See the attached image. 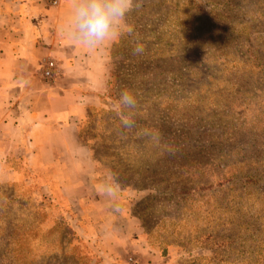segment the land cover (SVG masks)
Instances as JSON below:
<instances>
[{"label":"rangeland","instance_id":"obj_1","mask_svg":"<svg viewBox=\"0 0 264 264\" xmlns=\"http://www.w3.org/2000/svg\"><path fill=\"white\" fill-rule=\"evenodd\" d=\"M140 4L80 124L114 235L5 144L0 264H264V0ZM112 163L145 188L121 187Z\"/></svg>","mask_w":264,"mask_h":264},{"label":"crops","instance_id":"obj_2","mask_svg":"<svg viewBox=\"0 0 264 264\" xmlns=\"http://www.w3.org/2000/svg\"><path fill=\"white\" fill-rule=\"evenodd\" d=\"M4 1L0 7V147L20 146V156L32 162L37 172L56 180L57 193L78 201L91 223L101 227L106 241L121 218L113 214L111 190L96 183L80 124L88 105L97 104L106 90L107 61L115 40L95 50L73 41L63 29L72 0H60L59 5L45 0ZM48 61L56 65L52 79L42 74ZM8 155L1 152L0 161ZM135 232L116 244L130 241Z\"/></svg>","mask_w":264,"mask_h":264},{"label":"clouds","instance_id":"obj_3","mask_svg":"<svg viewBox=\"0 0 264 264\" xmlns=\"http://www.w3.org/2000/svg\"><path fill=\"white\" fill-rule=\"evenodd\" d=\"M140 6V0H72L63 29L80 46L95 50L106 41L118 39L127 16ZM127 31L131 33L132 28L128 27ZM143 51V45L137 42L133 54H142ZM121 101L128 107L135 105L127 90L122 93Z\"/></svg>","mask_w":264,"mask_h":264},{"label":"trees","instance_id":"obj_4","mask_svg":"<svg viewBox=\"0 0 264 264\" xmlns=\"http://www.w3.org/2000/svg\"><path fill=\"white\" fill-rule=\"evenodd\" d=\"M80 138L81 140L83 139V137L81 136V132H80ZM92 149V148H91ZM114 166L111 167L112 168V172H113V175L114 177L116 178V180L118 181V184L123 187V188H126V187H130V186H135L136 188L138 189H142V188H145V187H141L140 184L138 183H133L131 180L132 179H124V177H122L121 173L118 171H116L115 169V166L116 164L115 163H112Z\"/></svg>","mask_w":264,"mask_h":264},{"label":"built area","instance_id":"obj_5","mask_svg":"<svg viewBox=\"0 0 264 264\" xmlns=\"http://www.w3.org/2000/svg\"><path fill=\"white\" fill-rule=\"evenodd\" d=\"M48 3H50L51 5H59V3L61 2L60 0H46ZM56 69V65L53 61H48L43 70H42V74L46 79H52L54 77V72Z\"/></svg>","mask_w":264,"mask_h":264}]
</instances>
